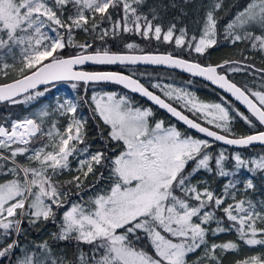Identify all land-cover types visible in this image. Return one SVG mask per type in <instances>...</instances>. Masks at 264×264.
Returning a JSON list of instances; mask_svg holds the SVG:
<instances>
[{
    "label": "snow or ice",
    "instance_id": "snow-or-ice-1",
    "mask_svg": "<svg viewBox=\"0 0 264 264\" xmlns=\"http://www.w3.org/2000/svg\"><path fill=\"white\" fill-rule=\"evenodd\" d=\"M144 2L0 0V80L4 81L0 103L27 104L49 91L47 87L37 91L40 85L59 81L72 82V89L83 84L85 91L89 84L114 83L146 97L212 141L239 148L264 145V131L239 137L232 131L236 118L254 129L257 123L264 126V91L238 86L218 71L228 66L227 71L235 73L254 65L229 60L202 65L172 53L124 54L94 45L97 39L106 43L107 37L115 39L122 33L174 43L176 49L200 55L218 44L216 13L223 0H208L199 35H189L185 27L177 34L175 23L166 30L154 24L159 15L155 8L151 19L142 13L139 6ZM105 23L110 27H102ZM80 32L92 42L78 41ZM223 39L264 54V0H248L224 26ZM66 48L75 51L61 55ZM138 63L203 77L250 115L227 97L205 103L183 88L152 85L167 100L182 102L197 117L194 120L131 76L83 67ZM91 102L93 118L107 129L100 133L103 144L97 151L87 142L88 121L77 115L79 105L73 99L57 101L56 111L68 117L62 130L55 121L46 126L47 108L0 122V264H223L222 255L239 252L241 243L264 248V198L252 195L258 191L252 177L264 174V154L246 158L236 152L229 157L221 150L213 155L208 139L165 126L163 120L153 121L151 108L136 107L124 95L96 93ZM201 118L211 128L198 122ZM229 160L231 168L226 167ZM73 171L71 179H55ZM242 171L251 175L244 177ZM200 173L215 179L218 187ZM102 181L108 182L107 187ZM259 191L264 195V189ZM85 192L91 195L85 198ZM48 221L58 229L51 234V243L48 239L25 243L31 229ZM231 231L236 240L209 243L210 236ZM61 242L71 243V259L59 250ZM235 264H264V254L245 256Z\"/></svg>",
    "mask_w": 264,
    "mask_h": 264
},
{
    "label": "trees",
    "instance_id": "trees-1",
    "mask_svg": "<svg viewBox=\"0 0 264 264\" xmlns=\"http://www.w3.org/2000/svg\"><path fill=\"white\" fill-rule=\"evenodd\" d=\"M248 0H223L222 8L216 13L218 19V32L220 33L218 44L212 48H209L205 51L203 55L197 54L195 52L189 53L182 49H176L174 43H165L163 41H156L155 39L152 40H145L139 35H135L132 33H122L115 37V39L111 37L106 38V43L95 40L94 45L97 47L103 46L108 48L112 52L116 53H172L174 55L182 56L184 59L193 60L199 62L202 65H217L223 63L225 60L229 61H239L243 60L246 55V51L248 48L244 44L232 45L223 39V29L226 23L234 16V14L241 10L244 6H246ZM208 4V0H145V2L139 6V10L148 15L149 19L152 17L151 9L155 8L156 12L159 15V19L153 21L154 24H160L166 30L171 24L175 23L177 26V34L179 29L182 27L187 28L189 35L191 34H200V29L202 27L205 12H206V5ZM114 19H119V15L114 14ZM102 27H110L107 23L102 25ZM78 41L83 42L84 40H89L92 42V38L88 37L87 34L80 32L75 37ZM127 43H134L138 47L133 50H128L124 47ZM74 49L66 48L61 55L67 56L69 54L74 53ZM250 58H247L245 62H248L247 65H254L253 63L249 62L253 61L259 64L263 69L264 68V56H259L254 52H250ZM252 55V56H251ZM259 56V58H257ZM244 62V61H241ZM236 66V65H232ZM240 66H244L243 64ZM227 67L219 69L221 73L227 75L228 79L232 82L236 83L238 86L248 88H255V83L257 77L260 78L259 85H264L263 79L261 74L262 72L256 71L257 66L254 65V68L249 67L245 71L241 72H229L227 71ZM86 70L90 71H116L128 74L136 79H138L141 83H143L148 89L153 91L154 93L160 95L162 98H165L167 102L171 103L167 100L166 97H163V93L160 89L153 88L152 85L154 83H165V84H172L175 87H187L189 89L194 90L196 96L202 100L207 102H221V97H226L221 92L216 90L215 88L211 87L210 85L203 83L195 78H192L188 75H184L182 73H178L176 71L165 70V69H157V68H142V67H118V66H94L90 68H86ZM264 73V72H263ZM11 77L9 78V80ZM4 82L0 80V83ZM72 82L67 83H58L46 86L49 91L46 93L50 94L53 97V92L55 88L63 89V90H71L75 91L76 95L79 99L80 105H83V112L86 115V119L88 121L87 124V142L94 145L92 151H97L102 147L103 141L100 139V133L103 131L106 134V126L99 121L98 117L93 118L92 107L90 106V90L95 88V86H103L107 90L111 91L113 89H118L124 93H126L130 99L134 102L135 106H139L141 108H151L154 113V116L151 118L154 120H163L165 126L176 124V127L185 132L186 134L193 135L194 137H198L204 139L196 134H193L189 130L185 129L184 127L177 124L174 120L168 117L163 112L155 109L146 101L129 94L128 92L124 91L123 89L114 86V85H107V84H92L89 85L84 91V85L78 84L76 89H72L71 87ZM46 87H42L37 89V91H42ZM262 90L264 87H261ZM75 96V95H74ZM228 98V97H227ZM17 99H23V97H19ZM229 99V98H228ZM45 100V97H37L34 103L30 102L27 104H15L10 105L7 102L0 105V122H3L6 118L11 119H22L24 116L28 115V113L37 106L38 103H42ZM87 101L84 103L83 101ZM232 104L239 108L241 112L245 115H248L243 109H241L236 103L231 100ZM99 125V127H98ZM211 128V127H210ZM233 133L238 137L240 135H247L253 134L256 131H263V128L258 125L257 127L251 128L243 120L236 118L232 125ZM211 142V141H210ZM213 148L209 149L213 153L216 154L217 149L222 147L216 143H213ZM119 151V148L117 149ZM239 152L242 156L248 157H256L258 155L264 154L263 147H251L241 150H234L230 148H226L227 155L231 156L233 153ZM232 161H227L230 164ZM231 168V167H230ZM98 171H105V175H107L106 170L98 169ZM243 173H247L246 171H242ZM74 175V174H73ZM71 174L63 173L62 175L56 177L58 181H66L71 179L73 176ZM203 179L208 180L213 186V188H217L218 184L217 181L208 176L206 173H202ZM254 183L257 184L256 193L262 195L259 189H264V174L258 173L255 177H252ZM2 179V178H0ZM92 177H89V181H91ZM89 181H85L88 183ZM105 182V181H102ZM101 182V183H102ZM107 182V181H106ZM108 183V182H107ZM87 195L88 192H85ZM75 199V197H74ZM61 212L63 209L60 210ZM59 214H57V220H59ZM27 227V225H25ZM57 224L52 223L51 221L42 222L37 228L31 229L29 231L27 241L35 240L39 242L41 239H48L50 240L51 234L57 231ZM236 234L234 231L227 232L220 234L219 236H210L209 243H222L229 240H236ZM62 246L59 250H62L68 254V258H72V253L74 249L71 246L70 242H61ZM242 244V243H241ZM66 245V246H65ZM85 248L87 246H84ZM244 249H240L239 253L235 252H228L222 255L223 264H234L236 258L239 257L240 253ZM195 255H193V259Z\"/></svg>",
    "mask_w": 264,
    "mask_h": 264
},
{
    "label": "rangeland",
    "instance_id": "rangeland-1",
    "mask_svg": "<svg viewBox=\"0 0 264 264\" xmlns=\"http://www.w3.org/2000/svg\"><path fill=\"white\" fill-rule=\"evenodd\" d=\"M250 52H254V53H256V54H258L259 56H264V54H261V53H259V52H255V51H251V50H247L246 51V55L245 56H247L248 58H250ZM252 56V55H251ZM259 56L257 57V58H259ZM239 61H244V62H242V64L243 65H247L248 64V62H245L246 61V59L244 58L243 60H239ZM248 61L249 62H251V63H253L255 66H257L258 68H262L259 64H257V63H255V62H253V61H250L249 59H248ZM264 69V68H263ZM259 74H261V76H262V78H263V76H264V74H262V73H259ZM259 80H260V78L259 77H257V79H256V83H255V90H258V91H264V89L262 90V88L260 87V85H259ZM263 82H264V79H263ZM162 87L164 86V85H172V84H165V83H159ZM174 86V85H173ZM175 87V86H174ZM177 88H183V89H185L186 91H188V92H190L191 94H193V95H195L196 96V94H195V92H194V90H192V89H189V88H187V87H177ZM108 92H111V93H116V94H118V95H124V96H127L129 99H130V97L126 94V93H124V92H122V91H120V90H118V89H113V90H111V91H109V90H107L105 87H103V86H95V88H92L91 90H90V95H89V100H90V103H91V107H93L92 106V102H91V96L93 95V94H96V93H99V94H104V93H108ZM75 95V96H74ZM42 97H45V100L42 102V103H38L37 104V106L35 107V108H33L29 113H28V115H26V116H30V115H32V113H34V112H39L41 109H44V108H47L48 110H49V112H50V115L46 118V126L48 125V124H50L51 122H53V121H55L56 123H57V126L62 130L63 128H65L66 127V125H67V123H68V117L67 116H61L60 114H59V112H57L56 111V107H57V101H60V102H63V100L65 99V98H68V99H73L74 100V102H76V103H78V111H77V115L78 116H80V117H82V118H84V119H86V115H85V113L83 112V105H80V102H79V99H78V97H77V95H76V92L75 91H71V90H63V89H58V88H55L54 89V92H53V97L52 96H50V94H48V93H45V95L44 96H42ZM197 97V96H196ZM197 99L198 100H200L198 97H197ZM36 100V99H35ZM35 100H33V101H30V102H32V103H34V101ZM131 100V99H130ZM132 101V100H131ZM171 103H175V100L173 99V100H169ZM201 101V100H200ZM29 102V103H30ZM133 102V101H132ZM177 102V101H176ZM177 103H179V104H181L182 105V102H177ZM133 104H134V102H133ZM177 105V104H176ZM135 106V105H134ZM136 107H139V106H136ZM25 117V116H24ZM154 121H156V120H154ZM206 125V124H205ZM207 126H210V125H207ZM240 136H243V135H240ZM198 138V137H197ZM221 150H225L226 151V148L225 147H220V148H218L217 149V152H216V154L219 152V151H221ZM227 154V153H226ZM235 153H233L232 155H234ZM231 155V156H232ZM231 156H229V157H231ZM71 159V158H70ZM72 163H73V168H75V161L73 160L72 161ZM232 164H233V162H231L230 164H228L227 163V161H226V167H228V168H230V167H232ZM66 174H71V175H75L76 173H75V171H73V172H65ZM200 175V177H203V175H202V173H200L199 174ZM241 175L242 176H244V177H249L251 174H249V173H241ZM102 184L105 186V187H107V182L105 181V182H102ZM257 185V184H256ZM98 187H99V185H98ZM213 187V186H212ZM83 195L85 196V198H87L89 195H91V193H89L88 192V194L86 195L85 193H83ZM252 195L254 196V197H256V198H264V195H260V194H258V193H256V192H254V193H252ZM240 249H244L241 253H240V255H239V257L238 258H236V260H238V259H241V258H243V257H245V256H249V255H253V254H264V248H261L260 246H257V247H255V248H248L247 246H244L243 244H241V246H240ZM235 253H239V252H235ZM235 264V263H234Z\"/></svg>",
    "mask_w": 264,
    "mask_h": 264
},
{
    "label": "water",
    "instance_id": "water-1",
    "mask_svg": "<svg viewBox=\"0 0 264 264\" xmlns=\"http://www.w3.org/2000/svg\"><path fill=\"white\" fill-rule=\"evenodd\" d=\"M124 54H134V55L154 54V55H160V54H167V53H124ZM94 66L142 67V68H157V69H165V70L176 71V72H178V73H182V74H184V75H188V76H190V77H192V78H195V79H197V80H199V81H201V82H203V83H206V84L210 85L211 87L215 88L216 90H218L219 92H221L223 95H225L226 97H228L230 100H232V101H233L234 103H236L241 109H243L248 115H250V114L247 112L246 108H245L243 105H241L238 101H235L234 98H231V97H230V94L225 93L222 89L218 88L216 85L211 84L210 81L205 80L203 77L192 76L190 73L184 72V71H182V70H180V69L171 68V67H168V66H165V65H152V64H144V63H138V64H135V65H130V64H129V65H120V64H116V65H92V64H86V65H84L83 67H84V69L86 70V68H90V67H94ZM213 66H214V65H213ZM78 67H79V66H78ZM87 71H90V70H87ZM218 71H219V69H218ZM110 72H116V71H110ZM118 73H121V74H124V75L130 76V75L125 74V73H122V72H118ZM222 74H224V73H222ZM131 77H132V76H131ZM133 78H134V77H133ZM134 79H136V78H134ZM137 80H138V79H137ZM139 82H140V81H139ZM58 83H67V82H66V81H59V82H54V83H52V84H58ZM140 83H141V82H140ZM52 84H49V85H52ZM96 84H107V85H114V86H117V87L123 89L124 91L128 92L129 94H132V95H134V96H136V97H138V98H140V99L146 101L148 104H150V105L153 106L154 108L160 110L161 112H163L164 114H166L168 117H170L172 120H174L177 124H179L180 126L184 127L185 129L189 130V131L192 132L193 134H196V135H198V136H200V137H202V138H204V139H208L209 141H211V142H213V143H216V144H218V145H220V146H222V147L230 148V149H234V150H241V149H246V148H251V147H263V148H264V145H260L259 143L252 144V145H250V146H248V147L239 148V147H235V146L225 145V144H223L222 142L212 141V138L205 137L203 134H201V133H197V132H196L195 130H193V129H188L186 125H184L182 122L178 121L175 117H172L171 114L168 113L166 110L159 108V106H157V105H155L154 103H152L151 101H149L146 97L141 96L139 93H133V92H131L130 90L123 88V86L118 85V84H114V83L100 82V83H96ZM141 84H143V83H141ZM49 85H47V86H49ZM89 85H92V84H89ZM89 85H88V86H89ZM143 85H144V84H143ZM88 86H86V89H87ZM144 86H145V85H144ZM42 87H46V86H45V85H40V86L38 87V89H39V88H42ZM145 87H146V86H145ZM146 88H147V87H146ZM36 90H37V89H36ZM149 90H150V89H149ZM84 91H85V86H84ZM150 91H151V90H150ZM152 92H153V91H152ZM153 93H154V92H153ZM154 94H156V93H154ZM156 95H158V94H156ZM18 98H19V97H18ZM4 103H6V102H4ZM4 103H0V105H1V104H4ZM178 110H179V109H178ZM185 115H186V114H185ZM189 118H190V117H189ZM253 119H254V118H253ZM203 126H204V125H203ZM261 127L263 128V131H264V126H261ZM247 135H248V134H247ZM243 136H244V135H243ZM238 137H239V136H238Z\"/></svg>",
    "mask_w": 264,
    "mask_h": 264
},
{
    "label": "flooded vegetation",
    "instance_id": "flooded-vegetation-1",
    "mask_svg": "<svg viewBox=\"0 0 264 264\" xmlns=\"http://www.w3.org/2000/svg\"><path fill=\"white\" fill-rule=\"evenodd\" d=\"M242 65V64H241ZM256 69H260V68H256ZM262 74H264L263 72H262ZM202 101V100H201ZM203 102H205V103H218V102H207V101H203ZM169 103V102H168ZM174 107H176L177 109H179L180 111H182L184 114H186V115H188L191 119H197V117L196 116H193V114H192V112H190V111H186L182 106H181V104H179V103H177L176 101H175V103H171ZM177 104V105H176ZM153 107V106H152ZM156 109V108H155ZM158 110V109H157ZM160 111V110H159ZM198 122H200L202 125H204V126H207V125H205V123H204V120L201 118ZM172 125H175L176 126V124H172ZM208 127H211V126H208Z\"/></svg>",
    "mask_w": 264,
    "mask_h": 264
}]
</instances>
